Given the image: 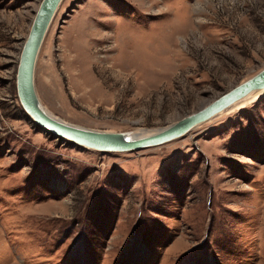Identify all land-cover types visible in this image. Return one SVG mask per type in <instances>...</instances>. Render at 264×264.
<instances>
[{
  "label": "rangeland",
  "instance_id": "1",
  "mask_svg": "<svg viewBox=\"0 0 264 264\" xmlns=\"http://www.w3.org/2000/svg\"><path fill=\"white\" fill-rule=\"evenodd\" d=\"M40 0H0V264H264V95L171 142L76 146L14 75ZM264 67V0H63L35 87L73 124L155 129Z\"/></svg>",
  "mask_w": 264,
  "mask_h": 264
},
{
  "label": "water",
  "instance_id": "2",
  "mask_svg": "<svg viewBox=\"0 0 264 264\" xmlns=\"http://www.w3.org/2000/svg\"><path fill=\"white\" fill-rule=\"evenodd\" d=\"M63 0H40L17 58L14 75L17 101L26 117L40 129L84 149L131 152L162 145L185 136L192 129L224 113L231 106L258 93L264 95V67L224 93L171 124L155 129L107 131L73 124L50 112L35 87L38 54Z\"/></svg>",
  "mask_w": 264,
  "mask_h": 264
},
{
  "label": "bare ground",
  "instance_id": "3",
  "mask_svg": "<svg viewBox=\"0 0 264 264\" xmlns=\"http://www.w3.org/2000/svg\"><path fill=\"white\" fill-rule=\"evenodd\" d=\"M261 95V93H258L252 97H247L245 99H243L242 101H240L239 103L231 106L230 108H234V109H238V108H242L244 107L245 105H247V103L251 102V101H254L257 97H259Z\"/></svg>",
  "mask_w": 264,
  "mask_h": 264
}]
</instances>
